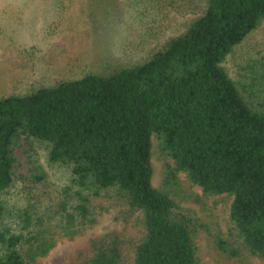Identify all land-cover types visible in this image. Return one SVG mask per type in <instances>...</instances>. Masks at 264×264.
<instances>
[{"label": "trees", "instance_id": "1", "mask_svg": "<svg viewBox=\"0 0 264 264\" xmlns=\"http://www.w3.org/2000/svg\"><path fill=\"white\" fill-rule=\"evenodd\" d=\"M263 18L264 0H204L202 12L143 61L1 96L0 220L16 147L33 140L49 163L69 170L68 186L44 210L60 235L93 225L90 202L102 195L120 203L116 221L136 225V236L110 229L91 237L77 264H201V224L176 199L180 173L204 196L231 197L236 241L218 246L230 257L264 259V98L253 101L221 65ZM153 140L165 157L157 186ZM53 245L47 227L0 225V264H34Z\"/></svg>", "mask_w": 264, "mask_h": 264}, {"label": "rangeland", "instance_id": "2", "mask_svg": "<svg viewBox=\"0 0 264 264\" xmlns=\"http://www.w3.org/2000/svg\"><path fill=\"white\" fill-rule=\"evenodd\" d=\"M203 6L204 0H0V97L108 65L143 61L182 32ZM221 65L253 101L264 98V18L231 48ZM15 158L14 185L1 195L0 225L16 229L28 220L33 229L47 227L54 245L34 264H77L88 253L89 239L110 229L136 236L132 220L125 225L114 219L120 203L106 195L90 202L96 218L93 225L70 238L60 235L44 210L48 198L53 201L68 186L69 170L49 163L45 145L33 140L21 141ZM164 161L153 140L154 186L159 184ZM39 173L43 180L31 176ZM178 180L179 206L201 224L194 238L201 264H264V259L246 254L230 257L218 246V240L229 246L236 241L228 219L230 196H204L183 174Z\"/></svg>", "mask_w": 264, "mask_h": 264}]
</instances>
